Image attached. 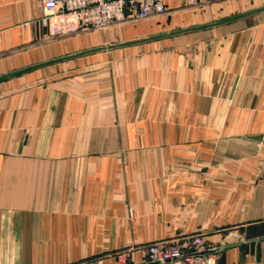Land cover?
I'll use <instances>...</instances> for the list:
<instances>
[{
    "label": "crops",
    "instance_id": "crops-1",
    "mask_svg": "<svg viewBox=\"0 0 264 264\" xmlns=\"http://www.w3.org/2000/svg\"><path fill=\"white\" fill-rule=\"evenodd\" d=\"M164 2L46 41L33 0H0V264L196 234L264 264V0Z\"/></svg>",
    "mask_w": 264,
    "mask_h": 264
},
{
    "label": "built area",
    "instance_id": "built-area-1",
    "mask_svg": "<svg viewBox=\"0 0 264 264\" xmlns=\"http://www.w3.org/2000/svg\"><path fill=\"white\" fill-rule=\"evenodd\" d=\"M43 17L26 28L38 26L49 31L51 38L73 37L80 33L103 32L110 27L126 25L164 17L169 10L164 0H33ZM231 0H188L193 10H204L207 7ZM207 249L206 237L196 234L184 241H159L139 248H129L113 254L116 264H137L135 255L139 254L145 263L160 264H217L215 254L198 255ZM105 258L89 261L87 264H104Z\"/></svg>",
    "mask_w": 264,
    "mask_h": 264
},
{
    "label": "water",
    "instance_id": "water-1",
    "mask_svg": "<svg viewBox=\"0 0 264 264\" xmlns=\"http://www.w3.org/2000/svg\"><path fill=\"white\" fill-rule=\"evenodd\" d=\"M223 250H224L223 248L205 250V251H202L200 253L195 254V256H198V255L204 256V255H208V254H216V253H219ZM145 264H160V263H145Z\"/></svg>",
    "mask_w": 264,
    "mask_h": 264
},
{
    "label": "rangeland",
    "instance_id": "rangeland-1",
    "mask_svg": "<svg viewBox=\"0 0 264 264\" xmlns=\"http://www.w3.org/2000/svg\"><path fill=\"white\" fill-rule=\"evenodd\" d=\"M231 1H235V0H231ZM231 1H228V2H224V3H229V2H231ZM188 8H190L189 6H188ZM191 9V8H190ZM193 10V9H192ZM204 10H206V9H204ZM204 10H201V11H204ZM122 26V25H121ZM116 27H119V26H116ZM106 31V30H105ZM87 264V263H86Z\"/></svg>",
    "mask_w": 264,
    "mask_h": 264
}]
</instances>
